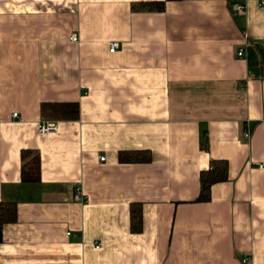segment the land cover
Here are the masks:
<instances>
[{
    "label": "crops",
    "instance_id": "1",
    "mask_svg": "<svg viewBox=\"0 0 264 264\" xmlns=\"http://www.w3.org/2000/svg\"><path fill=\"white\" fill-rule=\"evenodd\" d=\"M160 1L0 0V264H264V0Z\"/></svg>",
    "mask_w": 264,
    "mask_h": 264
},
{
    "label": "trees",
    "instance_id": "2",
    "mask_svg": "<svg viewBox=\"0 0 264 264\" xmlns=\"http://www.w3.org/2000/svg\"><path fill=\"white\" fill-rule=\"evenodd\" d=\"M170 1L180 0H164L160 2L143 3L135 6L137 11L148 12H162L166 8V3ZM51 107V108H50ZM44 107V112L48 109L54 108L53 106ZM66 108L64 110V116L66 118L77 119L79 115V108L77 105L62 106ZM55 118H62V115L55 110ZM47 116H44L46 118ZM47 119V118H46ZM206 149V144L203 145ZM151 160V154L148 151L139 152H123L119 154L120 163H144ZM228 176V163L225 160H214L211 162L210 169L202 172L200 177V195L197 201L208 202L211 200V188L214 184L223 182ZM41 178V166L38 156L33 158V162L30 167L23 165L22 180L25 183H37ZM18 219L17 206L13 202H0V230L6 225L16 223ZM131 230L133 233H140L143 230L142 221V206L132 205L131 207Z\"/></svg>",
    "mask_w": 264,
    "mask_h": 264
},
{
    "label": "built area",
    "instance_id": "3",
    "mask_svg": "<svg viewBox=\"0 0 264 264\" xmlns=\"http://www.w3.org/2000/svg\"><path fill=\"white\" fill-rule=\"evenodd\" d=\"M233 10L238 14H243L245 12L246 8L242 4H237L234 6ZM71 40L73 42H78L79 38L77 35H74ZM119 47H120L119 43H117V42L112 43L111 48H110V52L115 53L119 49ZM243 55H244V52L240 51L239 56L242 57ZM13 116L15 118H17L18 114L15 113V114H13ZM37 128H38L39 133L42 135H51V134L53 135V134H56V132H58V124L56 122L49 121L48 119H46L44 117L39 121ZM245 137L249 138L250 135L245 134ZM105 160H106L105 158H101V161L104 162ZM260 168H264V164H262L260 166ZM76 200L78 202H81V203L85 202V198L81 194L76 196ZM68 235H70V234H68ZM97 248H100V246H98ZM244 262L246 263L247 260H245Z\"/></svg>",
    "mask_w": 264,
    "mask_h": 264
}]
</instances>
